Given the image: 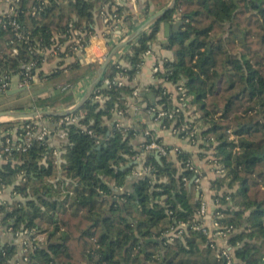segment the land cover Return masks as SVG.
Returning a JSON list of instances; mask_svg holds the SVG:
<instances>
[{
    "label": "trees",
    "instance_id": "16d2710c",
    "mask_svg": "<svg viewBox=\"0 0 264 264\" xmlns=\"http://www.w3.org/2000/svg\"><path fill=\"white\" fill-rule=\"evenodd\" d=\"M106 1L19 0L17 19L31 40L11 42L12 32L0 26V75H19L31 59L37 60L32 75L38 71L43 80L77 72L64 77L62 85H74L85 73L96 72L99 62L86 63L80 71L77 59L67 69H52L44 76L38 69L42 56L29 48L48 46L52 34L67 32L70 22L80 30L101 25L96 12ZM169 1L146 0L145 6L159 10ZM174 13L181 25L165 43L173 57L163 59L155 74L175 88L183 86L181 108L189 112L188 118L182 112L174 119L165 116L162 123L174 128L185 124L193 138L194 125L203 124L199 134L213 150L209 162L221 169L210 187L219 204L217 223L223 230L233 229L226 238L231 264H264V0H176L127 44L128 49L120 50L127 64L109 62L90 98L72 112L82 114L79 122L91 134L76 124H63L67 134L59 162L55 146L47 143L31 142L24 150L8 153L11 159L0 162V189L11 185L20 199L0 205L1 223L43 236L27 246L23 264H228L218 256L216 241L194 227L200 222L194 216L201 196L191 181L195 173L188 168L189 154L179 150L175 158L168 153L157 161L134 148L135 129L114 121L117 110L127 115L131 81L142 55L155 41L160 23L173 21ZM123 20L126 34L133 24L127 13ZM112 48L108 45V51ZM117 73L126 76V82H113ZM105 79L110 81L107 86ZM31 81L33 85L35 79ZM151 89L162 109L175 107L164 86ZM97 93L105 96L101 104L94 99ZM141 94L151 105L146 92ZM73 102L67 90L36 95L32 101L41 110L64 109ZM61 117L45 118L54 124ZM13 124L1 121L0 132ZM141 154L149 173L126 184L137 167L130 162ZM19 175L23 179L18 180ZM116 185L126 191L117 193ZM180 223L188 226L169 239L167 232ZM16 250L14 244H0V264H11Z\"/></svg>",
    "mask_w": 264,
    "mask_h": 264
},
{
    "label": "built area",
    "instance_id": "2783aa9c",
    "mask_svg": "<svg viewBox=\"0 0 264 264\" xmlns=\"http://www.w3.org/2000/svg\"><path fill=\"white\" fill-rule=\"evenodd\" d=\"M43 2H47V0H42ZM19 0H0V4H5V9L0 12V26L2 28H8L12 32V38L11 42L13 40H23V41H30L31 37L29 35L28 31H25L18 19H17V4ZM124 0H107L105 3L101 4L99 7V10H97L96 15L100 18L101 25H97L94 23L93 29L90 30H80L79 28H75L73 24L70 22L68 24L67 32H57L53 33L50 37V44L48 46H43L39 48H29V51L33 54H40L42 56V62L46 59L52 58L56 62L55 69L62 68L67 69V66L69 62L67 63V56L69 54H73L76 57H78L79 62L87 63L89 62H99L101 59H105L107 55H100L98 56H90L88 55V48L91 44V41L93 38L101 37L105 40L107 48L108 45H111L114 47L119 41L122 40L123 37H125L130 31H128L126 34L124 32V26L126 25V22L123 20V16L126 14V11L124 9ZM117 7H120V11L118 13L115 12ZM37 11L33 9V14ZM13 52H16V49H13ZM151 53V48L146 50L142 55V62ZM114 57V56H113ZM118 62L119 64L126 65L127 63L121 58H112L109 62ZM115 60V61H114ZM142 64V63H141ZM162 68V65L160 63H154L152 66V73L154 77L160 78L161 80H164L162 77L157 76L155 73L160 71ZM32 69H37V60L31 59L27 61L25 64L22 65V71L18 75V87L25 86L28 90L32 86V81L35 79V75L33 76L31 71ZM13 76L10 75H0V94H6L8 89H10L11 80ZM113 82L117 84H121L123 82H126V76H124L122 73H117ZM165 81V80H164ZM110 83L109 79L104 80V84L106 86ZM48 88H43L39 91H36L34 93V96L36 95H53L57 92L67 90V91H75L76 87L72 84H65L62 85L61 83H58L56 85H48ZM178 92V103L174 104L175 107L173 109H162L160 105H157L154 103L153 105H145L146 112L148 114H155L156 118L163 122V118L167 116L168 118H173L177 116L178 112H182V103L185 100L184 95V88L182 85L176 87ZM141 91L137 86H134L131 92V95L129 96L130 101L127 102V113L129 110H132L134 113L138 112L141 107L144 105ZM105 96L101 93H97L94 95V99L100 104L103 102ZM65 109V108H64ZM30 110H41L33 106ZM50 110V109H49ZM62 110V109H59ZM125 111V112H126ZM126 114H124V111L117 110L115 112V118L114 121H116V125L118 127H126V125L123 124L121 118H123ZM82 114L79 115H72V113L62 115L61 118H59L56 123L51 124V126L46 125L43 122L42 117L35 116V117H24V118H15L12 119L14 121V124L12 127L8 130L0 132V162L6 161L7 159H11L8 157V153L12 149L16 150H24L31 142H41V143H47L50 146H55L54 153L57 156L58 162L60 161L59 155L63 151L62 149V143L66 139L67 131L65 128L62 127L63 124H76L78 125L82 131L87 132L91 134V130L88 129L84 124H80L79 120ZM174 119V118H173ZM163 125V123H162ZM130 127V126H127ZM163 127H165L163 125ZM168 128V127H166ZM172 131H175L180 136L183 131H185L186 135H189L192 137V132L187 133L186 129L187 126L184 124L179 128H174L171 126ZM57 133L58 136L61 138L56 144H52L51 137ZM144 139L139 142L138 149L143 154L146 153H157L160 158L165 157L169 153V148L162 144L160 141L157 140V136L150 130H145L143 133ZM150 137V140L147 141V137ZM232 138V136H230ZM97 144H100V141H96ZM176 152L179 151L178 148L174 149ZM143 154L137 155L133 157V161L130 163H137V167L133 170L132 175L135 177H141L142 175L149 173L148 167H142V164L144 162ZM216 167V172H218V175L221 174V169L219 167ZM188 168L191 169L195 175L191 179V181L195 182L197 186V191H199V196L202 195L201 193V185H200V170L193 164L189 163ZM23 179L21 175L18 176V180ZM4 187L0 189V205L9 203V200L7 201L5 199L4 193L8 188ZM115 191L117 193L122 194L124 193L125 187L122 185H116L114 186ZM15 194V193H13ZM202 197V196H201ZM214 209L212 213L210 214V222L209 225H206L203 218L207 214V206L205 201L201 198V203L199 206L198 211L196 212L194 216L195 219H200V222L197 223L194 227L197 229H201L204 232L207 233L210 240H214L217 242V240H221L222 244L219 245L218 250V256L223 257L226 259L228 264H231V251L230 247H228L226 243L227 236L233 231L231 227L226 228V230H223V228L217 223L216 217L219 216V213L216 211V208L219 207V204L216 203V200L214 199ZM7 227V230L12 234L13 240L10 242L2 241L0 239V244L4 245L6 243L8 244H14L17 247L16 252L14 253V258L12 260L11 264H23L27 260V246L30 245L34 241H42L43 236L42 235H32V231H27L26 229H23L22 227H19L17 229L12 228L10 224H5ZM188 226L187 223H180L176 227L170 229L167 232V235L169 236V239L172 238V236L175 235H181L182 232L186 229Z\"/></svg>",
    "mask_w": 264,
    "mask_h": 264
},
{
    "label": "crops",
    "instance_id": "0c3cea01",
    "mask_svg": "<svg viewBox=\"0 0 264 264\" xmlns=\"http://www.w3.org/2000/svg\"><path fill=\"white\" fill-rule=\"evenodd\" d=\"M146 0H124V9L127 14L130 15V18L132 20L133 28L130 30V32L135 29L137 26L145 22L150 16H152L155 12L158 10H155L152 4H149L148 8L145 6ZM5 9V4H0V12ZM161 9V8H160ZM159 9V10H160ZM174 20L170 23H178L180 22L177 14L174 13ZM164 22V21H163ZM163 22L160 23L159 31L156 34L155 41L151 45V53L145 59L143 60L139 71L135 75L134 79L131 81V85L137 86L141 93L146 92V95L150 101V104L153 105L156 103L157 97L154 94L152 87H157L158 85H162L166 88L167 91L171 93V98L173 104L178 103V92L175 88V84H172L170 82L161 80L160 78L154 77L152 73V66L154 63H160L162 65L163 59H172L173 54L172 51L166 47V42L168 37L175 31L179 30L180 24L177 27H169V35L166 36L163 30ZM169 22V21H168ZM99 24V23H97ZM175 25V24H173ZM99 26V25H98ZM149 28V26H148ZM147 28V29H148ZM146 30V29H145ZM144 31V30H143ZM127 46V45H126ZM122 49V48H121ZM120 49V50H121ZM126 49H128L126 47ZM118 50L115 55L112 56V58H121L122 53ZM109 51L106 45V42L103 38L97 37L93 38L91 41V44L88 48V55L94 57V56H100V55H108ZM68 60L67 63H74L78 57H76L73 54H69L67 56ZM111 58V59H112ZM104 59H101V62ZM81 65L80 68H78L80 71L85 67V63L79 62ZM56 62L54 59L49 58L43 61L38 69L42 71V74L45 76L47 74H50L52 69H55ZM77 72L71 71L65 73V78H72L75 76ZM95 72H89L85 73L83 77L79 80H76L74 86L76 87L75 91L72 92V98L74 100L73 104L79 100L80 97L83 96L86 89L88 88ZM13 78H15L16 85L14 87L10 88H17L18 87V77L17 75H14ZM12 78V79H13ZM39 81H42L41 76L39 75L38 71L36 72L35 76V82L37 83ZM43 82V81H42ZM150 93L154 94L155 99L153 100L149 97ZM7 95V94H5ZM142 96V95H141ZM130 101V99L128 98ZM143 106L138 112H133L132 110H129L127 115H125L123 118H121L122 122L126 126H130L131 128L135 129V137L132 140V145L135 149H138L139 142L144 139L143 133L145 130L152 131L159 139L162 144L167 146L169 148V154L172 158L176 157V151L175 148H178L179 150L186 152L189 154L190 161L200 170V185H201V193H202V199L205 201L207 206V214L203 218L206 225H209L210 222V214L212 213L215 205H214V198L213 194L215 192L214 189L210 187V181L218 175V172H216V164H212L209 162V159L213 158V150L208 149L206 147V144L203 142L199 132L202 128L203 124L200 123L199 127L198 124L194 125L192 128V131L195 133V137H190L189 135L180 136L175 131H172L170 127L166 128L163 127L162 122L156 118L155 114H148L145 109L146 101L142 98ZM154 101V102H153ZM71 104V105H73ZM184 105V103H182ZM70 105V106H71ZM68 106V107H70ZM65 107V108H68ZM188 110L183 109L182 113L185 118H188ZM43 122L46 125L51 126V123L45 118L42 117ZM2 132V131H1ZM52 144H56L57 142H51ZM203 144V145H202ZM205 144V145H204ZM217 166V165H216ZM218 167V166H217ZM133 175H131L126 184L131 182L133 180ZM4 193L5 199L9 202H11L12 199L18 198L19 196L13 194L12 186L10 185ZM226 190L229 188L225 187ZM0 239L2 241L10 242L13 240L12 234L7 230L6 225L1 223L0 220ZM218 245H221V240H217L216 242Z\"/></svg>",
    "mask_w": 264,
    "mask_h": 264
},
{
    "label": "water",
    "instance_id": "95a60500",
    "mask_svg": "<svg viewBox=\"0 0 264 264\" xmlns=\"http://www.w3.org/2000/svg\"><path fill=\"white\" fill-rule=\"evenodd\" d=\"M176 0H170L168 4L155 12L152 16H150L145 22L137 26L135 29H133L131 32H129L125 37L122 38L121 41H119L108 53V55L105 57V59L101 62L99 65L98 69L96 70L88 88L86 89L85 93L83 94L82 97L79 98L73 105H71L68 108L62 109V110H3L0 111V117L6 116L11 119L15 118H24V117H35V116H40V117H47V116H62L65 114L72 113L76 110H78L91 96L93 89L100 79L106 65L109 63L111 60L112 56L117 53L118 50L121 48L125 47L128 43H130L133 39H135L138 34H140L143 30L147 29L148 26H150L153 22L157 21L160 19V17L169 9L173 8L175 5ZM175 24V25H173ZM171 24L168 21L163 22V30L166 36L169 35V27H177L180 22L178 23H173ZM106 86V84H104ZM27 88L25 86L22 87H17V88H10L6 92L7 95H12L19 93L21 91L26 90ZM149 97L153 100L154 94L150 93ZM154 102V101H153ZM96 149H100V145L96 146ZM154 158L157 161H160L161 158L160 156L155 152L153 153ZM199 195V191H197V196Z\"/></svg>",
    "mask_w": 264,
    "mask_h": 264
},
{
    "label": "rangeland",
    "instance_id": "374dc122",
    "mask_svg": "<svg viewBox=\"0 0 264 264\" xmlns=\"http://www.w3.org/2000/svg\"><path fill=\"white\" fill-rule=\"evenodd\" d=\"M63 80H64V75H60L58 77H54L49 81L42 79L43 82L39 81L37 83H33V85L29 90L26 89L24 91L12 95L0 94V111L30 110L33 107L32 101L34 99V93L36 91H39L44 87L48 88L47 87L48 85H56L58 83H61ZM15 81H16L15 78L11 80V87H14L16 85ZM9 120L12 119L6 116L0 117V122L9 121ZM50 139H51L50 142H58L61 138L58 136L57 133H55Z\"/></svg>",
    "mask_w": 264,
    "mask_h": 264
},
{
    "label": "bare ground",
    "instance_id": "6f19581e",
    "mask_svg": "<svg viewBox=\"0 0 264 264\" xmlns=\"http://www.w3.org/2000/svg\"><path fill=\"white\" fill-rule=\"evenodd\" d=\"M5 118V117H4Z\"/></svg>",
    "mask_w": 264,
    "mask_h": 264
}]
</instances>
